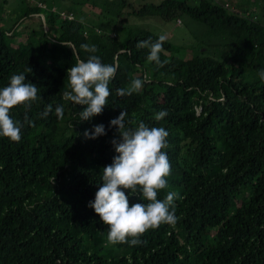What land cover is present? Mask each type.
Returning <instances> with one entry per match:
<instances>
[{
    "label": "trees",
    "instance_id": "1",
    "mask_svg": "<svg viewBox=\"0 0 264 264\" xmlns=\"http://www.w3.org/2000/svg\"><path fill=\"white\" fill-rule=\"evenodd\" d=\"M227 2L160 0L133 6L128 0H99L97 6L113 20L100 11L88 26L84 16L65 10L72 18L62 17L64 10L42 2L10 8L13 20L0 25V88L23 72L42 99L27 111L31 125L23 105L11 109L12 118L24 125L19 142L0 137V264H264V81L258 75L264 70V0L255 11L242 0ZM153 13L166 19L212 14L233 38L203 41L186 58L172 55L166 39L160 60L167 63L158 66L147 60L148 49L136 45L161 34L127 18ZM64 44L74 46L83 60L89 53L80 45L94 44L106 64L127 49L109 84L107 105L89 120H80L85 106L63 98L69 90L67 69L76 61ZM145 75L149 79L139 93L116 94ZM47 105L52 112L42 118ZM61 105L58 119L55 108ZM161 110L168 114L157 121ZM121 111L129 127L143 121L166 129L171 172L158 199L178 193L175 225L149 229L137 246L109 244L108 226L88 206L103 168L116 155L111 141L119 137L109 121ZM98 124L106 134L86 138L84 132ZM134 203L148 201L138 192L129 196V205Z\"/></svg>",
    "mask_w": 264,
    "mask_h": 264
},
{
    "label": "clouds",
    "instance_id": "2",
    "mask_svg": "<svg viewBox=\"0 0 264 264\" xmlns=\"http://www.w3.org/2000/svg\"><path fill=\"white\" fill-rule=\"evenodd\" d=\"M165 40L166 36L160 35L155 41L151 38L139 41L136 47L148 49L147 60L163 66L167 61L160 60V53ZM65 46L73 50L76 61L67 69L69 90L63 93V98L74 105L85 106L80 112V120H89L102 114L107 105V98L111 94L109 84L120 67V54H126L127 49L121 48L113 56V62L106 64L96 55L99 49L94 44L80 45L81 49L89 53L86 60L79 58L74 46ZM26 71L31 72V68ZM258 75L264 81V70H260ZM148 79L147 75L143 79H133L127 87L116 89V94L124 97L139 93ZM25 81V73L13 74L8 85L0 88V137L12 142L21 140L24 125L12 118L11 109L23 105L25 122L31 125L27 111L34 102L42 99L38 96V87ZM51 112L52 105H47L41 117L45 118ZM167 114L166 110H161L154 119L159 121ZM55 115L58 119L63 117L62 105L55 108ZM126 116L127 113L121 111L119 116L109 121V127L115 126L119 137L111 141L116 155L112 163L103 168L102 183L88 206L108 226L109 244L129 243L130 246H137L142 243L139 237L149 229L158 228L161 224L175 225L178 217L175 215L174 200L178 193L168 191L163 199H158L159 191L169 187L166 178L171 172L170 161L164 151L168 147L166 129L149 127L143 121H139L135 127H129L126 125ZM105 134L103 124L95 125L90 132H84L88 139ZM125 190H128V195ZM138 192L148 203L130 206L129 196Z\"/></svg>",
    "mask_w": 264,
    "mask_h": 264
},
{
    "label": "rangeland",
    "instance_id": "3",
    "mask_svg": "<svg viewBox=\"0 0 264 264\" xmlns=\"http://www.w3.org/2000/svg\"><path fill=\"white\" fill-rule=\"evenodd\" d=\"M1 1V0H0ZM5 5L0 6V25L10 23L13 20L15 12L10 13V8H17V6L25 4H38L42 2V6H46L53 9L59 8L66 11H71L76 14V17L84 16V22L87 26L90 24V20H94L99 17L97 13L100 11L105 16L107 21H112L113 17L109 15L104 8H100L99 0L98 4L91 5L89 1L79 2L78 0H4ZM131 5L137 6L143 2L157 3L160 0H128ZM189 3H195L197 0H187ZM239 2L240 0H233ZM248 4L250 10L255 11L258 0H242ZM110 6L109 2H107ZM98 5V6H97ZM41 6V5H40ZM114 6V5H113ZM115 7V6H114ZM36 16V15H34ZM86 17V19H85ZM128 22L135 23L143 28L148 29L152 33L161 34L166 36V39L172 44V55L180 58H186L194 55L203 41H230L233 38L232 31L225 29L223 25H220L217 20L213 19V15L209 14L204 19L203 17H193L186 13H180L177 17L162 18L157 14H143V15H127ZM33 19V18H32ZM37 18L34 17L33 20ZM26 24H30V20L24 21ZM37 23V21H35ZM217 22V23H216ZM25 26L21 27L23 30Z\"/></svg>",
    "mask_w": 264,
    "mask_h": 264
},
{
    "label": "built area",
    "instance_id": "4",
    "mask_svg": "<svg viewBox=\"0 0 264 264\" xmlns=\"http://www.w3.org/2000/svg\"><path fill=\"white\" fill-rule=\"evenodd\" d=\"M222 1H223V5H225V6L228 5L227 0H222ZM38 4H40V3L38 2ZM40 5H41V4H40ZM59 14H60L62 17L72 18V14H71V12L60 11Z\"/></svg>",
    "mask_w": 264,
    "mask_h": 264
}]
</instances>
